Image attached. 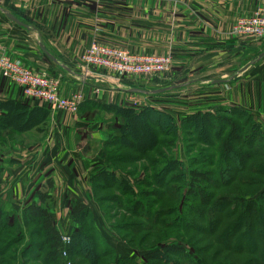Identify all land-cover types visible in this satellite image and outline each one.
<instances>
[{"label": "trees", "instance_id": "1", "mask_svg": "<svg viewBox=\"0 0 264 264\" xmlns=\"http://www.w3.org/2000/svg\"><path fill=\"white\" fill-rule=\"evenodd\" d=\"M17 99L0 102V129L26 131L48 118L49 108ZM124 103L86 99L77 113L98 105L121 115L102 140L108 162L93 172V190L98 204L109 201L104 215L122 219L111 228L126 231L121 237L134 256L116 254L90 221L89 206L71 199L70 264H264V124L244 108L222 103L193 108L179 121L167 107ZM131 134L148 136L146 146H133ZM52 186L47 178L44 189L34 191L36 201L20 212L0 202V264L16 260L6 255L21 242L25 264H60L64 245L52 218ZM18 214L23 228H37L22 230Z\"/></svg>", "mask_w": 264, "mask_h": 264}, {"label": "rangeland", "instance_id": "2", "mask_svg": "<svg viewBox=\"0 0 264 264\" xmlns=\"http://www.w3.org/2000/svg\"><path fill=\"white\" fill-rule=\"evenodd\" d=\"M258 5H264V2L256 6ZM1 15L3 14L0 13ZM22 18L35 21L33 19L34 13L24 15ZM228 25L229 23L224 27ZM236 41L235 38H228L221 42H229L236 49H243L245 45ZM236 53L233 49L230 54L233 57ZM197 54L195 53L192 57L186 58L185 61H182L183 58L173 55L170 71L166 78L133 77L131 81L134 82L124 78L114 80L115 83H108L105 80L96 81L93 78L82 77L79 75L82 74L80 66H76L77 69H80L78 75H70L40 51V57L47 60L45 62L47 64L45 68L47 69L45 70H49L59 77L62 90L66 93L80 92L86 94L89 100L99 104L115 102L118 105H125L124 102H126L128 103L127 106H132L134 104L131 105L128 99L130 95H135L138 100L140 99L134 105L135 107L140 108L146 103H150L157 108L167 107L175 116L176 121H179L182 115L190 112L193 108L205 107V104L213 106L222 103L236 108L239 107L237 106L238 103H242L257 111L264 107V101L257 97L260 85L255 84L254 80L243 79V84L239 87L238 85L231 86L229 83H211L213 79L220 78L218 74H222V70L227 69L226 66L222 69L221 65L224 55L220 53L216 59H213V54L210 53L196 57ZM232 60L229 69L231 73L242 64V60ZM34 70L42 71V69ZM2 78L0 75V95L7 97L8 101L19 100L17 98L12 99L16 94L20 95L17 86L9 81H4ZM191 79H194V81ZM179 83H183L181 88L156 93L153 98H148L142 94L127 93L119 89V87L137 86L150 90L170 84L178 85ZM122 84L127 86L124 87ZM100 108L102 107L96 105L89 112L80 114H68L54 110L49 113L45 121L38 118L40 120L34 122L36 125L32 128L24 127L26 131L16 132V129L10 128V125H8L10 129H0V202L6 205L8 209L12 208L20 212L26 203L36 201L34 200V191L36 189L43 190L47 178L52 179L53 186L49 189L50 201H52L51 213L54 224L64 236V239L61 237V240L64 245L63 250H66V255H62L61 260L57 262H60V264H66L67 261L70 264L71 261V258L68 257L70 234L73 227L69 216V201L71 199H78L89 206L92 217L90 221H94L95 226H97L105 241L113 247L116 254L129 253L134 256L129 245L121 237L126 231L119 232L111 228L113 224L122 221V219L118 216L112 218L109 216V212L108 217H106L107 210L110 209L107 208L109 201L102 199L101 204L99 203L100 207L94 195L92 174L108 162L102 157V140L106 137V132L115 131L112 125L121 118V115L114 109L104 110ZM246 111L256 116L264 124V113L258 116L251 110ZM3 112L4 108L0 107V113ZM23 120L25 118L21 116L19 121ZM178 134L181 137L180 131ZM180 137L177 142V150L182 152ZM131 139L134 142L133 146L137 145L139 147H145L149 140L148 136L143 137L139 134H131ZM130 152L132 151L130 150ZM134 166L136 165L125 167V170H128V168L131 170ZM129 180L131 181V177H129ZM107 193H112V191L103 192V194ZM15 200L17 201L15 202ZM115 210L117 208L111 209V211ZM18 217V223L22 230L29 232L37 228L34 224L26 225L27 227L23 228L21 214H18ZM10 232L13 233L14 231ZM66 236L69 237V241ZM34 239L38 240L37 238ZM23 244L24 242H21L10 249V252L6 255L7 259L14 260L16 258V260L12 262L8 259L7 264H25L19 254ZM32 252H35V250L33 249ZM138 253L141 254L142 252L139 251ZM135 258L140 261L138 255ZM140 264L143 263L140 262Z\"/></svg>", "mask_w": 264, "mask_h": 264}, {"label": "crops", "instance_id": "3", "mask_svg": "<svg viewBox=\"0 0 264 264\" xmlns=\"http://www.w3.org/2000/svg\"><path fill=\"white\" fill-rule=\"evenodd\" d=\"M262 2L264 0H0V7L21 21L29 22L39 32L38 36L1 15L0 49L34 69L45 70L47 60L40 57L41 50L36 44L39 37L54 57L79 74L76 66H80V53L93 36L130 51L161 50L170 37L172 54L183 58L182 61L199 52L196 57L210 53L216 59L220 53L224 55L221 65L222 69L225 66L227 69L215 79H228L224 83L238 87L243 79L254 80L260 85L257 97L264 101V57L251 63L264 50V41L251 44L236 41L246 46L236 49L232 43L214 38V32L226 30L237 16L251 13ZM33 13L35 21L22 18ZM233 49L237 53L232 57ZM232 59L242 60V64L231 73ZM1 96L0 102L7 100ZM15 98H19L18 94L12 99ZM238 104L258 116L264 113V107L257 111Z\"/></svg>", "mask_w": 264, "mask_h": 264}, {"label": "built area", "instance_id": "4", "mask_svg": "<svg viewBox=\"0 0 264 264\" xmlns=\"http://www.w3.org/2000/svg\"><path fill=\"white\" fill-rule=\"evenodd\" d=\"M214 38L217 41L235 38L243 44L263 41L264 5L256 6L249 14L238 16L226 30L214 32ZM172 57L170 37L161 50L130 51L93 36L80 53L82 74L79 75L96 81L105 80L108 83H115L114 80L124 78L131 82L133 77L166 78L170 71ZM0 75L17 86L25 102L42 105L51 111L76 114L79 105L88 99L86 94L80 92L66 93L60 88L59 77L46 71H35L28 64L13 59L4 49H0ZM139 100L135 95H130L128 99L134 105ZM66 237L68 240L69 237ZM62 255H66L65 249L62 250ZM66 264H69V261Z\"/></svg>", "mask_w": 264, "mask_h": 264}, {"label": "water", "instance_id": "5", "mask_svg": "<svg viewBox=\"0 0 264 264\" xmlns=\"http://www.w3.org/2000/svg\"><path fill=\"white\" fill-rule=\"evenodd\" d=\"M0 13H2L4 16H6L10 21H12L13 23H15L16 25L23 27L27 30H32L34 31L38 36H39V32L37 29H35L34 27L30 26L29 24L21 21L19 18H17L15 15H13L10 11H8L5 8L0 7ZM36 44L38 45V47L40 48V50L47 56V58L49 60H51L53 63L57 64L59 67H61L63 70L67 71L70 74H75L72 70H70V68H68L65 64H63L62 62H60L56 57H54V55H52L44 46V44L40 41L39 37L37 39ZM262 57H264V50L262 52H260L255 59H253L251 61V63H254L256 61H258L259 59H261ZM78 75V74H75ZM228 79H213L211 81V83H224L227 82ZM179 85H170V86H165L162 88H157V89H143L137 86H131L128 88H121L119 87V89H122V91L127 92V93H135V94H142V95H150V94H156V93H160V92H165V91H169L172 89H175L177 87H179Z\"/></svg>", "mask_w": 264, "mask_h": 264}]
</instances>
